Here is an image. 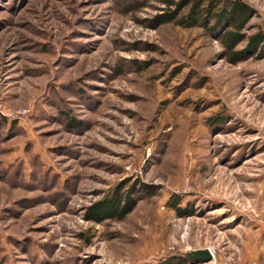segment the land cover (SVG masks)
I'll return each mask as SVG.
<instances>
[{
  "label": "rangeland",
  "instance_id": "obj_1",
  "mask_svg": "<svg viewBox=\"0 0 264 264\" xmlns=\"http://www.w3.org/2000/svg\"><path fill=\"white\" fill-rule=\"evenodd\" d=\"M168 1L0 0V264H264V0Z\"/></svg>",
  "mask_w": 264,
  "mask_h": 264
},
{
  "label": "trees",
  "instance_id": "obj_2",
  "mask_svg": "<svg viewBox=\"0 0 264 264\" xmlns=\"http://www.w3.org/2000/svg\"><path fill=\"white\" fill-rule=\"evenodd\" d=\"M168 3L175 5L177 9L161 16L158 24H175L186 29L204 26L209 31H213L214 28H211L210 24L214 21L219 28L228 23L229 27H235L240 31L249 21L251 13L249 7L239 0H180L177 3L173 1ZM184 10L186 15L181 16ZM155 26L156 23L153 24V27ZM223 38L229 51H232L240 40L239 34L232 31L225 33ZM115 194L116 199H107L95 209L96 216L120 221L129 214L134 205L128 203L122 206V196Z\"/></svg>",
  "mask_w": 264,
  "mask_h": 264
},
{
  "label": "built area",
  "instance_id": "obj_3",
  "mask_svg": "<svg viewBox=\"0 0 264 264\" xmlns=\"http://www.w3.org/2000/svg\"><path fill=\"white\" fill-rule=\"evenodd\" d=\"M258 224L262 227H264V214L258 217ZM245 264H263L258 261H252Z\"/></svg>",
  "mask_w": 264,
  "mask_h": 264
},
{
  "label": "water",
  "instance_id": "obj_4",
  "mask_svg": "<svg viewBox=\"0 0 264 264\" xmlns=\"http://www.w3.org/2000/svg\"><path fill=\"white\" fill-rule=\"evenodd\" d=\"M195 256L209 258L210 257V254H209L208 251H200V252H197L195 254Z\"/></svg>",
  "mask_w": 264,
  "mask_h": 264
}]
</instances>
